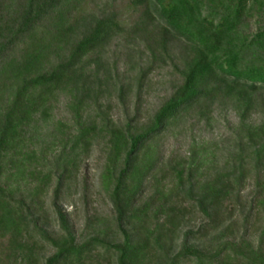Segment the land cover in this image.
I'll use <instances>...</instances> for the list:
<instances>
[{
  "label": "trees",
  "instance_id": "trees-1",
  "mask_svg": "<svg viewBox=\"0 0 264 264\" xmlns=\"http://www.w3.org/2000/svg\"><path fill=\"white\" fill-rule=\"evenodd\" d=\"M118 1L0 0V264H264V0ZM215 110L224 155L194 134L165 154ZM96 145L108 210L77 232L62 206Z\"/></svg>",
  "mask_w": 264,
  "mask_h": 264
},
{
  "label": "rangeland",
  "instance_id": "rangeland-1",
  "mask_svg": "<svg viewBox=\"0 0 264 264\" xmlns=\"http://www.w3.org/2000/svg\"><path fill=\"white\" fill-rule=\"evenodd\" d=\"M106 0H95L91 5L103 4ZM130 0H119L123 15L126 17L130 14V8L127 6ZM169 79V75L165 71H158L152 74L150 88L142 94V114L143 117L151 114L163 100L165 94V88L167 87L166 81ZM66 99L61 97L56 104L53 111L55 118H69V113L65 108ZM133 102V100H132ZM129 108L131 110L134 108V104L130 103ZM116 108L113 112V117L115 119L121 118V112ZM215 120L213 121L212 127L205 125L203 122L194 125L192 130L190 129L186 133L177 132L174 135H169L163 144V150L165 154L170 151L185 153L186 149L190 143V134L196 135L200 141L208 142L211 148L217 145L219 148V153L224 155L226 149L229 147V137L231 135L229 130V125L236 122V117L234 113L223 112L218 113L215 110ZM103 162V153L99 146H94L88 158L82 164L80 174L78 177L77 189L74 190L72 197H70L66 202L63 203V209L69 214V218L73 223L77 232H80L85 224V216L91 214L95 211L106 212L108 206L105 204L101 196L95 193L96 185L98 182L99 173L101 170ZM86 181L88 184L94 185L90 188L89 198L87 195L88 202L84 203L81 198L83 190V182ZM251 187H248V190ZM72 190V188H71ZM52 216V215H51Z\"/></svg>",
  "mask_w": 264,
  "mask_h": 264
}]
</instances>
